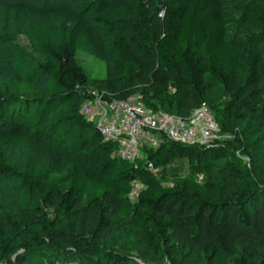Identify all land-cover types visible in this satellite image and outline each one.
<instances>
[{"label":"trees","instance_id":"1","mask_svg":"<svg viewBox=\"0 0 264 264\" xmlns=\"http://www.w3.org/2000/svg\"><path fill=\"white\" fill-rule=\"evenodd\" d=\"M53 1L75 15L0 9V179L18 187L0 200V264H264V0L243 1L238 39L224 0ZM77 51L106 59L92 87L103 99L139 95L152 112L186 119L221 88L228 137L160 134L135 163L114 155L80 111L92 94ZM175 160L210 182L162 185L156 170Z\"/></svg>","mask_w":264,"mask_h":264},{"label":"built area","instance_id":"2","mask_svg":"<svg viewBox=\"0 0 264 264\" xmlns=\"http://www.w3.org/2000/svg\"><path fill=\"white\" fill-rule=\"evenodd\" d=\"M102 95L96 91L87 95L80 111L94 121L105 141L116 143L113 154L132 163L141 158V142L150 134H164L171 140L190 144L220 140L219 127L204 104L183 119L163 111H150L139 95L112 100L103 99ZM148 166L152 168L151 163ZM141 188L134 180L130 197L136 198Z\"/></svg>","mask_w":264,"mask_h":264},{"label":"rangeland","instance_id":"3","mask_svg":"<svg viewBox=\"0 0 264 264\" xmlns=\"http://www.w3.org/2000/svg\"><path fill=\"white\" fill-rule=\"evenodd\" d=\"M244 0H224V9L227 13L228 22V34L229 37L238 39L241 37V32L232 23L234 18H239L242 15L244 9ZM9 7H17L29 10L35 14L41 15L46 12L60 11L66 16L73 17L75 15L72 2H54L53 0H0V9H8ZM17 43L32 51L30 43L26 36L19 35L17 38ZM33 52V51H32ZM77 60L87 71L90 77V85L87 87V91L94 93L93 81L96 79L103 78L106 75L107 61L106 59L96 58L86 52L77 51ZM86 90L83 92L85 94ZM226 100L223 95L221 88L212 89L207 92V103L205 107L209 109L214 115V119L219 125L217 118V112L221 108V104ZM3 127V126H2ZM154 136V137H153ZM145 138L141 144L145 146L155 147L159 140L158 134H150ZM228 137L227 134H221L220 140H224ZM143 157V155H141ZM245 162H248L246 157H243ZM157 176L162 183V185L170 186L173 184L176 178L189 177L192 178L202 185H206L210 182V178L206 175H198L190 172L186 160H175L168 164L164 168H158L156 170ZM18 187L17 184L10 177H3L0 179V200L14 198L17 195ZM98 192L88 191L84 194L83 201L86 202L93 196L97 195ZM107 247L124 252L125 254L142 261L143 257L140 252L135 251L129 244L121 243L114 244L111 242L106 243ZM163 264H170L168 261Z\"/></svg>","mask_w":264,"mask_h":264},{"label":"water","instance_id":"4","mask_svg":"<svg viewBox=\"0 0 264 264\" xmlns=\"http://www.w3.org/2000/svg\"><path fill=\"white\" fill-rule=\"evenodd\" d=\"M163 3H164L163 0H157L158 5H163Z\"/></svg>","mask_w":264,"mask_h":264}]
</instances>
